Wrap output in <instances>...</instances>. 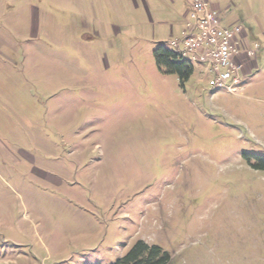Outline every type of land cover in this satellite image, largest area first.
Segmentation results:
<instances>
[{"label": "rangeland", "instance_id": "1", "mask_svg": "<svg viewBox=\"0 0 264 264\" xmlns=\"http://www.w3.org/2000/svg\"><path fill=\"white\" fill-rule=\"evenodd\" d=\"M209 1L233 89L156 67L187 0H0V264H264V0Z\"/></svg>", "mask_w": 264, "mask_h": 264}, {"label": "built area", "instance_id": "2", "mask_svg": "<svg viewBox=\"0 0 264 264\" xmlns=\"http://www.w3.org/2000/svg\"><path fill=\"white\" fill-rule=\"evenodd\" d=\"M187 4L181 36L170 41L171 50L193 66H202L214 86L233 89L243 81L247 65L253 67L257 45L247 46L239 26H222L209 0H187Z\"/></svg>", "mask_w": 264, "mask_h": 264}, {"label": "trees", "instance_id": "3", "mask_svg": "<svg viewBox=\"0 0 264 264\" xmlns=\"http://www.w3.org/2000/svg\"><path fill=\"white\" fill-rule=\"evenodd\" d=\"M154 62L158 70L177 76L183 86L193 75L194 67L184 60L178 53L166 47H158L154 53ZM244 156H247L244 154ZM257 164L251 166L253 170L264 169V159L255 156ZM170 256L156 244H148L137 240L127 253L112 264H167Z\"/></svg>", "mask_w": 264, "mask_h": 264}, {"label": "crops", "instance_id": "4", "mask_svg": "<svg viewBox=\"0 0 264 264\" xmlns=\"http://www.w3.org/2000/svg\"><path fill=\"white\" fill-rule=\"evenodd\" d=\"M185 17H187V15H186ZM185 19H186V18H185Z\"/></svg>", "mask_w": 264, "mask_h": 264}]
</instances>
